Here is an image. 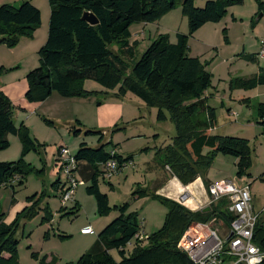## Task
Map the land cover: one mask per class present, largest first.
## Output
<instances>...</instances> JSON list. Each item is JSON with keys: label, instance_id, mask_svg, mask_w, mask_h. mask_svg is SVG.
Masks as SVG:
<instances>
[{"label": "trees", "instance_id": "obj_1", "mask_svg": "<svg viewBox=\"0 0 264 264\" xmlns=\"http://www.w3.org/2000/svg\"><path fill=\"white\" fill-rule=\"evenodd\" d=\"M47 1L50 6L48 38L39 50L40 66L26 76L28 90L25 100L28 103L44 102L53 93L63 98L85 99L96 94L85 90L87 80L96 82L108 92L117 90L119 97L131 93L146 107L157 109L159 121L174 123L177 136L166 148L161 162L164 167H170L184 186L204 176L217 154L239 159L237 176L240 179L247 176L251 165L248 142L210 134L214 111L207 105L205 94L211 86L212 75L187 51L188 39L194 32L205 24L219 23L228 7L240 5L243 0L207 1L203 8H198L194 0ZM176 8H181L182 15L187 17L189 34H178L175 44L167 35H159L136 60V46L129 41L130 28L135 24L155 23ZM259 8L262 11L264 5L260 4ZM86 12L97 18V25L92 26L83 19ZM41 20V12L29 1L23 2L19 8L0 6V45L13 48L21 38L32 39ZM113 47L118 48L116 52ZM125 60L131 63V67ZM249 60L255 61L254 58ZM5 71L0 68V77ZM263 85L264 72L250 79L237 78L231 82V88L243 90ZM202 114L207 115L205 121L195 122L199 130L191 129L189 122ZM258 119L264 128V104H259ZM79 134L80 131H74V136ZM96 134L100 133L87 131V135ZM9 136L19 138L21 158L15 163L0 162V187L15 180L23 185L27 173L23 158L30 151L37 150L30 130L23 123L15 125L12 102L0 90V152L10 147ZM204 150H208L207 155L203 154ZM112 153H108L105 146L90 148L81 143L74 156L78 173L90 183L86 193L95 198L98 214L102 216L110 208L108 197L99 189L101 165L116 159L122 167L131 160V157L123 160ZM60 185L58 179L55 189L59 190ZM204 185L208 188L210 182L205 180ZM138 194L158 200L167 209L163 227L150 235L145 245L136 240L132 253L128 255L127 246L140 231L139 218L137 213L128 212V204L116 207L118 217L99 233L95 243L77 262L70 264H193L178 249L188 228L194 223L206 224L214 219L222 221L225 226L233 221L225 200L211 205L210 211L204 212L191 211L154 190H142ZM16 229V222H4L0 210V264H19ZM254 242L264 251V218L256 226ZM112 251L117 252L118 261ZM57 261L55 257L46 256L38 264H57Z\"/></svg>", "mask_w": 264, "mask_h": 264}, {"label": "rangeland", "instance_id": "obj_2", "mask_svg": "<svg viewBox=\"0 0 264 264\" xmlns=\"http://www.w3.org/2000/svg\"><path fill=\"white\" fill-rule=\"evenodd\" d=\"M25 1L31 2L43 15L37 36L21 38L13 48L0 45V57L15 62L14 55L22 53L23 66L33 60L35 70L41 64L39 50L47 41L45 37L48 38V1L0 0V6L19 8ZM194 1L198 8H203L207 1L213 0ZM260 4L264 5V0H243L240 5L228 7L219 23L205 24L189 37L187 51L189 56L198 58L212 75L211 86L206 92L207 105L214 111L210 134L246 140L251 151V165L247 176L242 179L237 176L239 159L222 154L213 158L201 178L203 182L206 180L211 184L223 180L237 184L244 182L251 189L254 205L256 199L263 207L264 128L258 119V107L264 104V85L250 90L231 88V82L237 78L250 79L264 72V59L258 56L264 36V9L260 11ZM130 32L129 41L136 46L137 60L159 35H167L169 41L175 44L178 34H189V24L181 8H176L155 23L133 25ZM28 43L31 46L26 47ZM117 49L113 47V52ZM126 62L131 67V63ZM84 88L96 94L83 99L75 108L69 107L67 112L55 119L39 116L47 128L35 129L34 133L30 131L37 150L30 151L23 158L27 166L24 184L19 185L15 180L0 187V210L4 214V222L17 223L15 237L19 241V264H38L46 256L55 257L57 264L77 262L95 243L99 233L118 217L119 212L115 208L125 204L129 205V213L138 214L140 232H144L145 239L164 225L167 209L158 200L139 196L138 192H153L152 181L160 175L164 177L170 174L161 159L177 136L174 123L170 120L159 121L157 109L146 107L131 93L119 97L116 90L111 97H106L111 92L91 80L85 81ZM103 106H109L104 125L101 116L97 115ZM206 116L202 114L191 120L189 127L199 130L195 122L205 121ZM14 122L20 125L18 115L14 117ZM74 131H80L79 136H74ZM87 131L100 134L87 135ZM9 138L12 140L11 146L0 152V159L6 161L0 162L15 163L21 158V143L15 136ZM81 143H86L90 148L105 146L108 153L114 151L123 160L131 157L118 176L112 179L99 177V189L108 197L110 208L103 216L98 214L95 198L86 193L90 186L88 182L78 186L74 194L75 202L73 200L65 206L61 204L60 190L65 184V177L56 168V156L61 147L75 156ZM203 154L207 155L208 150H204ZM77 177L82 179L79 173ZM58 179L61 185L56 190L54 186ZM33 204L35 206L31 212ZM220 222L214 219L209 223L213 229L223 232ZM86 227H91L93 234H83L82 230ZM135 242L133 239L127 246L128 255L132 253ZM111 253L117 261L120 259L116 251Z\"/></svg>", "mask_w": 264, "mask_h": 264}, {"label": "built area", "instance_id": "obj_3", "mask_svg": "<svg viewBox=\"0 0 264 264\" xmlns=\"http://www.w3.org/2000/svg\"><path fill=\"white\" fill-rule=\"evenodd\" d=\"M258 56L264 59V36L261 40V50ZM114 154V151L113 153ZM57 170L65 177L61 187L60 200L62 206L74 200L78 186L86 182L77 177L78 167L74 156L61 147L56 156ZM128 163L120 166L116 159H110L102 164V177L114 178ZM208 203L200 206L198 211L217 204L221 200L227 202L226 209L233 216L229 226L220 222L223 232L215 230L210 223H194L181 238L178 249L184 253L193 264H262L264 251L255 244V229L258 222L264 218V209H255L253 196L249 185L244 182L237 184L223 180L212 183L207 188ZM193 197L188 189L181 191L177 197L179 204L186 206ZM83 234H93L91 227L82 230ZM140 232L134 237L139 242L147 241Z\"/></svg>", "mask_w": 264, "mask_h": 264}, {"label": "crops", "instance_id": "obj_4", "mask_svg": "<svg viewBox=\"0 0 264 264\" xmlns=\"http://www.w3.org/2000/svg\"><path fill=\"white\" fill-rule=\"evenodd\" d=\"M50 17V14H49ZM43 19V15H42ZM38 32H35L34 38L37 36ZM40 38V37H39ZM43 38V37H42ZM41 39V38H40ZM47 38L45 37V40ZM35 40V39H34ZM44 40V41H45ZM31 46L30 43L26 45V47ZM22 53L18 56L14 55V61L10 62L5 57H0V68H4L7 71L0 77V90L10 99L13 105V116H19L20 124L23 123L30 131H35L38 128H47L39 116L49 117L50 119H55L61 116V113L67 112L66 109L69 107L72 109L77 107L82 103L83 99L80 98H63L57 93H53L46 101L41 103H28L25 100V93L28 90V85L26 82L27 74L36 67L35 62L30 60L29 63L23 66L22 61ZM27 60V58H24ZM20 64V65H18ZM19 66V68H18ZM24 67V68H23ZM19 69L17 71H13L15 69ZM86 89V88H85ZM105 90V89H104ZM92 91V90H89ZM102 92V90H99ZM106 97H111L113 95V91ZM205 97L206 94H205ZM109 106H103L100 108V113L97 115L101 116L102 125L105 124V117L108 116L106 110L108 111ZM113 108V107H110ZM99 111V110H98ZM106 114V116H105ZM16 125V123H15ZM17 126V125H16ZM45 127V128H44ZM48 130V129H47ZM14 137V136H13ZM10 146L11 139L8 137ZM0 161H6L5 159H0ZM166 171H169L171 174H167L164 177L161 175L156 180L152 181L151 188L156 191V194L169 198L171 200L177 201V197L179 193L185 189H188L191 192L193 197L192 201L187 203L185 206L187 209L191 211H198L199 207L202 205H206L208 203V195L207 189L205 188L204 182L202 178H198L195 182L184 186L171 172L168 167H165ZM118 176V175H117ZM211 184V183H210ZM61 192V190H60ZM75 202V198H74ZM255 209L257 211H261L264 209L260 202L255 199ZM142 231V230H141ZM143 232V231H142Z\"/></svg>", "mask_w": 264, "mask_h": 264}, {"label": "water", "instance_id": "obj_5", "mask_svg": "<svg viewBox=\"0 0 264 264\" xmlns=\"http://www.w3.org/2000/svg\"><path fill=\"white\" fill-rule=\"evenodd\" d=\"M261 17V16H260ZM83 19L85 20V21H87L90 25H92V26H95V25H97L98 24V20H97V18L94 16V15H92V14H90V13H85L84 15H83ZM210 207H206V208H204L203 209V211L204 212H209L210 211Z\"/></svg>", "mask_w": 264, "mask_h": 264}]
</instances>
